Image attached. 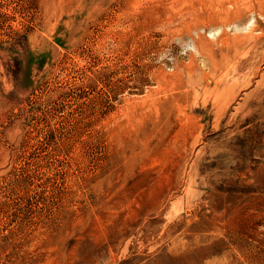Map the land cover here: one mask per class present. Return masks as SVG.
<instances>
[{
  "label": "rangeland",
  "instance_id": "obj_1",
  "mask_svg": "<svg viewBox=\"0 0 264 264\" xmlns=\"http://www.w3.org/2000/svg\"><path fill=\"white\" fill-rule=\"evenodd\" d=\"M0 264H264V0H0Z\"/></svg>",
  "mask_w": 264,
  "mask_h": 264
}]
</instances>
